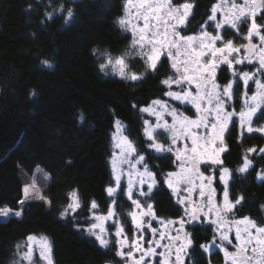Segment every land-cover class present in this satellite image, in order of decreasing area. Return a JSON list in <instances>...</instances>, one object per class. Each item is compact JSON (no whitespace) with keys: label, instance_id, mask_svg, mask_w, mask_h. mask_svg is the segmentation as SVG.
Instances as JSON below:
<instances>
[{"label":"trees","instance_id":"1","mask_svg":"<svg viewBox=\"0 0 264 264\" xmlns=\"http://www.w3.org/2000/svg\"><path fill=\"white\" fill-rule=\"evenodd\" d=\"M184 1L193 8L182 30L197 32L216 0ZM125 4L126 0H0V209H10L8 216H0V264L21 261L30 235L49 238L54 264L120 263L114 244L103 248L85 231L92 215L107 211L113 201L106 190L115 185L112 133L117 121L124 123L126 135L155 175L157 185L146 199L156 215L175 218L184 212L165 182L176 169L177 158L150 147L141 111L164 98L168 87L162 81L177 74L166 57L152 70L135 55L131 33L118 23ZM68 9L73 12L71 18H67ZM256 23L264 25V8ZM247 26L245 21L241 30ZM224 35L244 41L230 31ZM130 51L134 54L128 61L143 74L141 79L101 71L108 55ZM219 72V81L228 82L229 71ZM177 105L189 114L195 112ZM226 131L222 163H208L204 169L213 172L221 192L220 175L227 168L231 200L243 198L232 211L262 224L264 134L242 130L237 122ZM160 137L167 142L163 133ZM245 159L251 164L241 173L238 169ZM33 184L25 199L24 187ZM37 191L44 199L37 198ZM73 192L80 207L62 216L73 202ZM121 192L116 203L129 225L126 214L132 206ZM92 201L96 209L91 208ZM16 211L22 215L15 216ZM211 236L208 226L196 234L198 241H209ZM35 262L41 264L38 258Z\"/></svg>","mask_w":264,"mask_h":264},{"label":"snow or ice","instance_id":"2","mask_svg":"<svg viewBox=\"0 0 264 264\" xmlns=\"http://www.w3.org/2000/svg\"><path fill=\"white\" fill-rule=\"evenodd\" d=\"M229 0H221L220 5H214L212 7V15L209 16V20L216 19V13L218 8L222 7L224 3H228ZM192 5L184 3L181 5H174L172 0H126L125 5V16L118 20L119 25L126 31L132 33L133 39L130 47L135 50V55H138L144 59L145 64L148 68L155 70L157 62L160 60L163 54H166L169 59L175 60V57H183L181 61L173 62L172 68L175 69L176 73L179 74V78L173 80L169 77L162 81V83L168 85L171 88V84L175 83L181 85L187 83L189 89L185 90L181 87V91L174 92L169 91L166 93L167 96L180 101L181 103H190L196 110L195 118H190L178 113L175 108L168 110V115L172 116V123L169 124L167 120L161 122V115L159 112L153 114L157 116V123L151 130L148 127L145 128V135L153 143L150 147L155 148L157 152H173V146H176L178 141L183 138L186 142L183 149L177 148L176 158L180 161V172H170L165 177V182L169 187H173V184L187 185L185 191L189 193L194 192L197 188L199 190V196L204 199V204H195L191 210V216L196 219L199 213L205 215L212 211H217L218 214L223 212L226 216L228 212L232 211L235 204H239L242 197L238 198L234 203L228 199L227 188L224 190V203L223 208L218 209L217 205L213 202L212 196L215 191L211 187L213 177H205L203 173L199 171V165L204 158L207 157L212 164H221L222 161L219 159V153L225 151L224 148L217 149L214 147L216 141L219 140L223 143V133L227 129L229 122L232 121L233 117L237 115L235 110L229 111L227 108L228 101L233 98L232 88L233 84L229 83L225 86H220L215 82L216 70L220 63L227 64L229 68H233V64H242L245 61L252 63L253 59L258 57L259 67L257 72L264 73V34H261V26L257 25L255 21L256 9L264 8V0H243L242 5H238L235 0H230V7L226 12L223 13L225 19L223 24H230L232 28L238 27V21L247 19L248 15L252 16V22L248 28L245 39L249 41L246 45L240 47L234 46L232 40L223 42L222 47H217L218 41H223L221 35H213L207 31H201L199 35H182L180 28L185 25L186 19L189 15V10ZM63 9V5L61 6ZM134 9V11H132ZM235 9V11H233ZM49 18L52 17V13H47ZM73 12L71 9L67 10V18H71ZM215 27L220 29L221 23H216ZM253 36H258L261 42V46L251 43ZM241 48L244 49L245 55L242 59L232 57L233 53H239ZM132 53H125L122 56L113 58L110 55L107 56L106 62L100 64L101 71H105L109 67L114 70L118 69V74L125 79L137 81L142 78L143 74H137L135 72H127L128 64L125 61V56L131 55ZM48 64L47 61L43 62ZM179 64V66H178ZM233 76H239L242 78L245 87L247 88L250 80H254L256 84V92L251 96L244 93V101L241 110L238 113L239 122L241 129H246L249 133L253 131L264 132V127L253 128V117L258 112L264 111V81L261 79H255L256 73L242 72L236 73L233 71ZM193 81L196 82L195 89H191ZM211 86L209 87V83ZM153 105L160 106L161 109H167V105L159 100L152 102ZM151 106L141 109L143 112H150ZM258 118V117H257ZM147 126L148 121L144 122ZM117 127L119 129L120 123L117 121ZM159 130L167 134V139L171 142L168 147L164 144L156 142L154 133ZM203 130V133L201 132ZM115 139V135H114ZM190 141V144L187 143ZM115 147L121 150V159L119 164L128 165V184L126 194L136 209H141L142 205L138 200L132 199L134 181L133 176H136V183L141 188L139 194L141 196H148L153 190L155 185V176L148 169L147 165H144V171L140 172L137 169V165L144 161L142 155H138L133 162L132 155L136 152L133 143L128 140L126 136L122 137L120 143H117ZM253 151V149H249ZM264 152V149H261ZM115 157V153H114ZM206 162V161H205ZM113 173L116 181V187H108L107 193L110 197L114 196L120 185L121 176L124 175V169H119L117 173V160L114 158L112 161ZM250 166V161L245 159L244 165L238 169L239 172H246ZM229 170L223 168L220 180L227 184V175ZM147 177V181L145 180ZM172 178H175L174 180ZM199 180L200 184L197 185L196 181ZM148 183V192L143 191V185ZM206 182V183H205ZM35 187L26 185L24 187L25 199L29 198V188ZM207 188V193L205 192ZM175 194V189H174ZM70 197L74 198L73 203L68 204L67 208L61 215H66L70 210L75 212L80 207L77 194L75 192L70 194ZM37 198L44 199L43 196L39 195L37 191ZM180 203H184V200H180ZM21 204L24 201H20ZM98 205L95 201H92L91 208L96 209ZM147 211L141 212L142 216H153L151 204L146 205ZM207 208V212H205ZM186 214L187 208L185 209ZM10 209H0V216H8ZM15 216L19 217L22 215L21 211H16ZM114 206H110L106 215L93 216L96 221H107L109 218L115 217ZM131 217L133 224L138 231H142L143 222L138 218L135 212L128 214ZM220 221H224V217H220ZM168 223H172L169 221ZM217 223V221H212ZM116 228L114 233L116 239V255L125 260V264H147L145 259L146 256L150 257L156 254L157 247H163L169 252L171 251L170 245H162L160 241L166 238L164 232H160V240L148 241L149 247L146 251H142V246L139 240L143 239L141 235L139 240L128 241L127 236L124 234V227L120 224L114 223ZM231 227L235 228V238L239 242V247L232 254L227 253L225 250L226 259L231 255V264H264V226L258 225L255 221L249 217H243L239 220L232 222ZM231 227L229 231H231ZM91 236L99 242V245L103 248H109L110 239L106 228L103 223H92L85 229ZM153 236L155 237L157 229L153 228ZM169 239L179 240V237H171ZM215 236L213 237V244H215ZM27 252L21 257V261L14 262V264H22L23 261H27V264H36L33 259V244L35 248L39 250V257L42 261H46V264H53L51 259V243L47 237H34L28 236ZM220 240L227 241L231 244V240L227 233L220 235ZM191 241H189V244ZM177 250L176 261L179 264L180 255L179 252L183 250V247ZM19 247V246H18ZM202 248L207 249L208 246L201 245ZM127 248V251H125ZM136 252H140L139 258L135 256ZM160 256H164L165 253H159ZM161 264H168V260L165 259Z\"/></svg>","mask_w":264,"mask_h":264},{"label":"rangeland","instance_id":"3","mask_svg":"<svg viewBox=\"0 0 264 264\" xmlns=\"http://www.w3.org/2000/svg\"><path fill=\"white\" fill-rule=\"evenodd\" d=\"M235 2L238 5H242L243 4V0H235ZM189 4H190V2H189ZM220 4H221V0H216V2L213 4V6L214 5H220ZM229 7H230V0H229L228 3H224L222 7L218 8V11L216 13V19L215 20H209V17H208L204 21V23H202V27L199 29V31L193 32V33H187V32H183L182 29H184L185 25L190 20V17L192 15L191 14L192 12L190 11L189 12V15H188V17L186 19L185 25L181 26V28H180L181 34L182 35H199L201 33V31L203 30V31H207L208 33H211L213 35H217L218 34V35H221L222 36L223 41H218L217 44H216L217 47H222L223 46V42L224 41H227V40H232L233 43H234V46H237V47H240L241 45H244V42L246 41L245 36L247 35L248 28L250 27L251 22H252V16L249 14L248 17H247V19H243L242 21H238L237 22L238 23V27L237 28H232L230 24H223V21L225 19L223 13L226 12ZM261 9L262 8H257L256 9L255 21H256V18L260 15ZM132 11H134V9H132ZM233 11H235V9H233ZM210 13H211L210 14V16H211L212 15V8H211ZM124 16H125V12H124V15L121 16V18L124 17ZM245 21H247V23H248V26H247V30L246 31L241 30V27L245 24ZM216 23H221L222 24V27L220 29H217L215 27ZM257 25L261 26V28H260L261 34H264V25L263 24L260 25L258 23H257ZM226 31H230L231 33H233L234 35H236L237 37H239V39H243L244 41L243 42H237L235 39H226V37L224 36V34L226 33ZM131 36H132V33H131ZM253 37H256L259 40V37L258 36H253ZM132 39H133V36H132ZM260 46H261V42H260ZM131 53L134 54V51H132ZM124 54L125 53H120V54L110 55V56L113 57V58H116V57L122 56ZM244 55H245V51H244L243 48H241V51L239 53H233L232 54V57H229V59H232L233 57H235L237 59H242L244 57ZM129 56H131V55L125 56V61L128 64V69L126 71L127 72H135V73H137L139 75V72L137 71V69H134V68L132 69L131 68V64L128 61ZM164 57H166L171 62V65H172L173 62H178V61H181L183 59V57H175V60H173V59H169L166 54H163L161 56L160 60L163 59ZM256 58L257 59L253 60L252 63H249L248 61H245L242 64H235L234 63L233 64V68H229L227 64L220 63L219 67L216 70L215 82L218 85L225 86V85H228L229 83H232L233 84V88H232L233 98L230 101H228L227 108H228L229 111L235 110V112L237 113V115L233 117V119H232L231 122H229V125H228V127H227L226 130H228L230 128V126L232 125V123H234V122H237V124L240 125L238 113H239V111L241 110V108L243 106L244 93L247 92V94L249 96H251L253 93L256 92V84H255L254 80H250L249 83H248V86L246 88L245 85H244V83H243L242 78H240L239 76H235V77L233 76V71H235L236 73H242V72H245V71L246 72H249V73H256L255 79H261L262 81H264V73H261V72H257L256 71L257 68L259 67L258 57H256ZM160 60L157 62V64L160 63ZM104 62H106V59H105ZM178 66H179V64H178ZM145 67L148 68L146 64H145ZM252 67H253V69H251ZM171 68H172V66H171ZM222 68H225L226 71H229L230 78H229L228 82H225V83H221L219 81V79H218L219 78V74H220L219 71ZM247 69H249V70H247ZM106 70L108 72L110 71L112 74H114L116 76H120L118 74V69L114 70L112 67H109ZM176 74H177V76L175 78H173V80L179 78V74L178 73H176ZM238 83L240 85H238ZM166 86L168 87L167 92H169V91L179 92V91H181V87H183L185 90H188L189 89V85L187 83H182L181 85H177L175 83H172L171 84V88L168 85H166ZM195 86H196V82L193 81V83L191 85V89L194 90L195 89ZM210 86H211V82L209 83V87ZM237 86H240V88H238ZM156 100H159L162 103L166 104L167 105V109H161L160 106L153 105L152 103L149 104V105H147L145 107V108H147V107L151 106V109H152L150 112H144V114L146 116L145 121H148L149 122V124L147 126L145 125V128L148 127L149 130H151L152 127H154L155 124L157 123V116L153 114L154 112H159L160 113V115H161V122H163V120H167V122L169 124L172 123V116L171 115H168L167 113H168V110H170L172 108H175L178 113H181L184 116H188V117L193 118V119L196 116L195 107H193L190 103H181L180 101H177V100H175V99L167 96L166 94H165L164 98H158ZM177 104L189 106L190 108H192L195 111L194 114H189L184 109H180ZM262 112H263V114H262ZM261 114H262V117L263 118L260 119V120H258V118H259V116ZM119 123H120L119 129L117 127V122H116L115 129H114V131L112 133V142H113V147L115 149V151H114L115 157H114V154H113L112 159L115 158L117 160V173L116 174H119V169L121 167H123V169H124V175L121 176L119 188L117 189V191L114 194V196H112L113 197V201L109 205V207L110 206H114V212H115L116 215L113 218H109L107 221H96V220L93 219V216L94 215L95 216L106 215L107 212H108V210L105 211V212H103V213H95V214L92 215V219L93 220H92L91 224L92 223H103L104 227L106 228V231H107V234H108V238L111 241L110 245L111 244H114L115 247H116V239L117 238L114 235V233L116 231V228L113 226L114 223L120 224V225H122L124 227V234L127 236L129 242H131L133 240H139L140 236L142 235L143 236V239L142 240H139V242H140V244L142 246V251H146L147 248L149 247V245L147 243L148 241L153 240L154 238L156 240H160L159 233L160 232H164L166 234V238L164 240L160 241V242H161L162 245H170L171 246V251L169 252L168 250H166L163 247H157L156 248V254H155L156 264H159V263L161 264V262L163 260H165V259L168 260V264H177V261H176L177 250L181 249L182 246L187 245L186 247H183V250L182 251L179 252V255H180L179 264H184L185 263L184 262L185 261V253H186L185 250H187L188 245H189V239H188L189 233H188L187 224L189 222V218L192 217L191 216V210H192V207H193V202L195 204H204L205 201H204L203 198H201L199 196V190H198V188L194 192L189 193L188 191H185V189L188 187L187 185H183V184L177 185V184L174 183L173 184V187H169V188H170L171 192H174V189H175V197L178 200V202L180 200H184V203H180L179 202V204L182 205V208H183L184 212H183V214H182L181 217L177 216L175 218H160L159 216L156 215L155 210H154V205H152V202H148L147 201V199H146L147 196H141L139 194V190H140L141 186L138 183H136V179L137 178L134 175L133 176L134 188H133L132 199L138 200L140 202V204L142 205V208L141 209H136L135 206L132 203V200H130L128 198L127 194H126L127 184H128V175H127L128 165L127 164H124V165H120L119 164V159L122 158L121 157V154H120L121 153V150H120V148L115 147V145L117 143H120L121 142L122 137H124V136H126L128 138V140H130L131 142H132V140L125 133L124 123H121V122H119ZM252 127L253 128H261V127H264V111L258 112L256 114V116L253 117ZM226 130L223 133V143L221 144L220 141L217 140L216 141V144L214 145V147H216L217 149L224 148L226 150V143L224 142V137H225V134L227 132ZM244 130H246V129H244ZM201 132L203 133V130H201ZM162 133L163 132H161L159 130H157L154 133L156 142L162 143V144L165 145V147H168L171 142L167 139V134L163 133L164 136L167 139V142L164 143L162 141L161 137H160V135ZM260 133L264 134V132H260ZM114 135H115V139H114ZM151 142L153 143L152 140H151ZM185 143L186 142L183 140V138H181L178 141L177 145L176 146H173V152H169V153H173L174 156H176V150H177V148L183 149ZM187 143L190 144V141H187ZM135 149H136V147H135ZM164 152H167V151H164ZM223 152H220L219 153V159H220V161L222 160V155H223L222 153ZM138 155L139 154H138V152L136 150V152L133 153V155H132L133 162H135V158ZM208 163H211V161L208 160L207 157H205L204 158V161H202L200 163V165H199V171H200V173H203V175L205 177H208V176L213 177L211 187L213 189H215V191L213 193L212 200L217 205V208L218 209H222L223 208V203H224V190H225V188H227V191H228V199H229V201H231L233 203L235 202V201H232L231 200L230 193H229V190H228V185H229V181H230V176H229L230 173H228V175L226 177L227 184H225L223 181H221V184H222V187H223V191L219 192V190H218V188L216 186V183H215L216 178H214L213 172H211V171H208L207 172L204 169V165H207ZM250 164H251V162H250ZM144 165L145 164H144V161H143L141 164L137 165L136 167H137V169L140 172H143L144 171ZM214 165L218 166L220 164H214ZM149 170L151 171V169H149ZM171 172H175V173H179L180 172V161H178V165H177L176 169H174ZM172 179L174 180L175 178H172ZM145 180L147 181V177H145ZM155 181H156V179H155ZM196 183H197V185H199L200 184V181L197 180ZM156 185H157V181H156L155 185L153 186V189L155 188ZM115 187H116V181H115L114 188ZM142 187H143V191L145 193H147L148 192V183L146 182ZM207 190L208 189L205 188V192L206 193H207ZM120 191H122L121 193L125 196V198H127L130 201L131 206H132V208L126 214V218L129 219V225L126 224L124 218H122L121 212H119V206H117L118 204L116 203V197L119 195ZM147 204H151L153 206L152 211H153V214H154V217L155 218H153V216H142L140 214L141 212L147 211V208H146V205ZM186 208H187L188 214H186V211H185ZM204 211L207 212V208H205ZM130 212H135L137 214L138 218L143 222V229H142V231H138L136 229L135 225L133 224V222L131 220V217L128 215ZM200 214H201V217H202V224L203 225H210L212 227H215V233H214V236L216 238L215 239V244H213V240H212L211 243L208 244V246L210 248L211 247H214L213 249H218L219 248V249L222 250V252H221L222 262L221 261L220 262L218 261L216 264H231V255H229L228 258L226 259L225 250H227V253L232 254L236 250L234 251L233 249H230L227 246H231L232 243H234V244L236 243V245L239 246V242L235 238V228L234 227H231V224H232L233 221L239 220L241 218L238 217V218H234V220H232V221H228L227 215L225 216L223 212H220L218 214V212L215 211V210L212 211L211 213L207 214V215H205L204 213H200ZM221 216L224 217V221H227V223H224V222H221L220 221V217ZM169 221H171L172 223H168ZM212 221H217V223H212ZM258 225H261V224H258ZM261 226H264V225H261ZM230 227H231V231H229V228ZM153 228L157 229V233H156L155 237L153 236V233L151 231ZM222 233H227L228 234V236H229V238L231 240V244H229L227 241H223L222 242L220 240V235ZM41 236L46 237L44 235H34V237H41ZM177 236L179 237V240L169 239L171 237H177ZM48 240H49V238H48ZM28 243L29 242L27 240L26 243H25L26 250L24 251V253L27 252V250H28L27 249ZM33 248H34V251H33V259L35 260V259L38 258V260L41 262V264H46V261H42L40 259V257H39V250L35 248V244H33ZM51 249H52V245H51ZM116 250H117V248H116ZM125 251H127V248H125ZM161 252H164L165 255L164 256H160L159 253H161ZM140 254H141L140 252H136L135 253V256L137 258H139ZM151 257L152 256H150V257L146 256L145 257V259L147 261V264H151L152 263L151 262ZM119 258H120V263L119 264H125V260H123L121 257H119ZM51 259H52V262L54 264L52 251H51ZM129 264H130V262H129ZM153 264H154V262H153Z\"/></svg>","mask_w":264,"mask_h":264},{"label":"flooded vegetation","instance_id":"4","mask_svg":"<svg viewBox=\"0 0 264 264\" xmlns=\"http://www.w3.org/2000/svg\"><path fill=\"white\" fill-rule=\"evenodd\" d=\"M173 4L174 5H181V4H184V3H188L184 0H172ZM192 5V4H191ZM193 6V5H192ZM192 8L189 10V12L191 11L192 12ZM204 23V21L202 22ZM187 25V24H186ZM185 25V26H186ZM202 25V24H201ZM202 27V26H201ZM185 28V27H184ZM225 36V35H224ZM226 37V36H225ZM234 39V38H232ZM252 40L258 45L260 46V41L256 38V37H253ZM248 40H246L244 42V45L245 43L247 42ZM257 58H254L253 60H255ZM256 62V61H255ZM254 65V64H253ZM222 70H224V68H222ZM219 79V78H218ZM241 127V126H240ZM199 218L196 222H193V219L192 217L189 218V222L187 224V227H188V233H189V241H191V243L188 245V248L185 253V263L184 264H216L218 261L222 262V256H221V252L222 250L221 249H213L214 247H209L208 244L211 243V241L213 240V236H214V233H215V227H212L210 225H203L202 224V217H201V214L199 213ZM246 217H249L251 218L250 216L248 215H245ZM245 216H237L236 213H234L233 211L227 213V219L228 221H232L234 220V218H243ZM252 219V218H251ZM254 220V219H253ZM255 221V220H254ZM256 222V221H255ZM257 223V222H256ZM257 224H260V223H257ZM261 225H264V223H262ZM208 226L209 228H211V233H212V236H211V240H201V241H198V239L196 238V234L198 232H201L202 228L203 227H206ZM197 232V233H196ZM201 245H206L208 246L207 249L205 248H202ZM228 248L230 249H233L234 251L239 247L238 245H236V243H232L231 246H227ZM151 264H156V258H155V255H153L151 257ZM160 264V263H159Z\"/></svg>","mask_w":264,"mask_h":264},{"label":"water","instance_id":"5","mask_svg":"<svg viewBox=\"0 0 264 264\" xmlns=\"http://www.w3.org/2000/svg\"><path fill=\"white\" fill-rule=\"evenodd\" d=\"M249 43V41H247L246 43H245V45L246 44H248ZM251 43H253V44H256L253 40L251 41ZM257 45V44H256ZM258 46V45H257ZM259 47V46H258ZM198 218H199V215L197 216V218L196 219H193V222H196L197 220H198Z\"/></svg>","mask_w":264,"mask_h":264}]
</instances>
